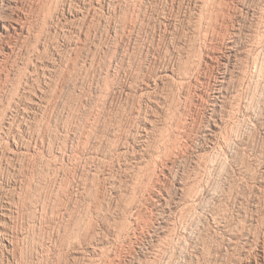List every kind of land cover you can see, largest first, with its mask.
Wrapping results in <instances>:
<instances>
[{
  "label": "rangeland",
  "instance_id": "1",
  "mask_svg": "<svg viewBox=\"0 0 264 264\" xmlns=\"http://www.w3.org/2000/svg\"><path fill=\"white\" fill-rule=\"evenodd\" d=\"M16 2L0 264H264V0Z\"/></svg>",
  "mask_w": 264,
  "mask_h": 264
},
{
  "label": "bare ground",
  "instance_id": "2",
  "mask_svg": "<svg viewBox=\"0 0 264 264\" xmlns=\"http://www.w3.org/2000/svg\"><path fill=\"white\" fill-rule=\"evenodd\" d=\"M210 1V0H209ZM206 2V1H205ZM210 3V2H209ZM41 4V3H40ZM205 4V3H204ZM7 7H9L10 8V10H9V18L8 17H6L5 15H4V12L5 11H8L6 8ZM24 7H25V5H24ZM29 7H30V5H29ZM139 7H140V5H139ZM42 8V7H41ZM130 8V7H129ZM5 9V10H4ZM25 9V8H24ZM217 10V9H216ZM21 10L18 8V6H17V2H16V0H0V57L1 56H3L4 54L1 52L2 51V49L4 48V47H8V45H9V42L7 41V38H8V35L11 33V32H13V33H16L17 35L22 31V29H24V26L26 25L25 23H23V20H25V15H24V11L21 13L20 12ZM31 12V11H30ZM140 12V11H139ZM30 14V13H29ZM136 14V13H135ZM206 14V13H205ZM211 15V14H210ZM27 18V17H26ZM47 19V18H46ZM208 21H210V20H208ZM33 22V21H32ZM25 24V25H24ZM164 24V23H163ZM44 25H45V23H44ZM207 25V24H206ZM30 26V25H29ZM262 26H263V24H262ZM27 27V26H26ZM263 28V27H262ZM129 29H131V28H129ZM263 31V30H262ZM43 37V36H42ZM16 40V39H15ZM9 49H10V47H9ZM11 50V49H10ZM9 52V51H8ZM11 53V52H10ZM5 58V57H4ZM253 61H255V60H253ZM257 62V61H256ZM7 64V63H6ZM261 65V64H260ZM2 66V65H1ZM257 66V65H256ZM3 67V66H2ZM2 67H0V68H2ZM254 67V66H253ZM261 67V66H260ZM264 68V67H263ZM4 70V69H3ZM27 70V69H26ZM25 71V70H24ZM42 71V70H41ZM255 73V72H254ZM259 73V72H258ZM263 73V72H262ZM6 74V73H5ZM25 74V73H24ZM177 76V75H176ZM263 76V75H262ZM166 77V76H165ZM168 78V77H167ZM223 78V77H222ZM260 78V77H259ZM162 79V78H161ZM262 80V79H261ZM165 81V80H164ZM163 81V82H164ZM257 81H259V80H257ZM8 82V81H7ZM220 82V81H219ZM2 83H3V81H2ZM256 83V82H255ZM148 84V83H147ZM254 86V85H253ZM4 87V86H3ZM6 87V86H5ZM148 88V87H147ZM259 88V87H258ZM5 90V89H4ZM152 90V89H151ZM256 90V89H255ZM254 90V91H255ZM261 90V89H260ZM263 90V89H262ZM3 91V90H2ZM239 94V93H238ZM256 95V94H255ZM252 97V96H251ZM257 98V97H256ZM247 100V99H246ZM250 101V100H249ZM248 101V102H249ZM237 103H239V102H237ZM254 103V102H253ZM8 104V103H7ZM258 104V103H257ZM248 105V104H247ZM9 106V105H8ZM256 108V107H255ZM262 109V108H261ZM252 110V109H251ZM258 111V110H257ZM261 112V111H260ZM253 113H254V111H253ZM248 115V114H247ZM256 115V114H255ZM247 117V116H246ZM256 117H258V116H256ZM228 118V117H227ZM245 118V117H244ZM248 118V117H247ZM216 119V118H215ZM262 121V120H261ZM223 122V121H222ZM242 124V123H241ZM255 125V124H254ZM243 128V127H242ZM249 129V128H248ZM240 131V130H239ZM249 132V131H248ZM236 133V132H235ZM243 133V132H242ZM257 133V132H256ZM223 134V133H222ZM236 135V134H235ZM242 135V134H241ZM246 135V134H245ZM228 136V135H227ZM224 137V136H223ZM245 137V136H244ZM227 138V137H226ZM240 138V137H239ZM256 138V137H255ZM241 139V138H240ZM228 140V139H227ZM242 140H243V137H242V139L239 141V142H237V143H239V144H242ZM238 141V140H237ZM248 144H249V142H248ZM264 144V143H263ZM173 146V145H172ZM224 146L227 148V150H228V148H229V146H228V142L225 140L224 141ZM236 146V149H238V145H235ZM256 146V145H255ZM143 147V146H142ZM165 147V146H164ZM166 148V147H165ZM235 148V147H234ZM145 149V148H144ZM171 149V148H170ZM240 149V148H239ZM244 149V148H243ZM249 149H250V147H249ZM255 149V148H254ZM260 149V148H259ZM234 150V149H233ZM158 151V150H157ZM156 151V152H157ZM230 151V150H229ZM259 151V150H258ZM13 152V151H12ZM155 152V151H154ZM165 152V151H164ZM220 152V151H219ZM226 152V151H225ZM153 153V152H152ZM235 153H236V151H235ZM240 153V152H239ZM166 154V153H165ZM221 154V153H220ZM237 154H238V152H237ZM219 155V154H218ZM222 155V154H221ZM232 156V155H231ZM234 156V155H233ZM156 157H158V156H156ZM226 158V157H225ZM261 158V157H260ZM232 159V158H231ZM239 159V158H238ZM213 161V160H212ZM261 161V160H260ZM200 162V161H199ZM199 164V163H198ZM230 164V163H229ZM263 164V163H262ZM220 165H221V163H220ZM234 165V164H233ZM244 165V164H243ZM239 166V165H238ZM222 167V166H221ZM223 168V167H222ZM199 169H200V167H199ZM255 169V168H254ZM219 170H221V169H219ZM230 170V169H229ZM201 171V170H200ZM227 171V170H226ZM240 171V170H239ZM221 172H222V170H221ZM225 172V171H224ZM228 172V171H227ZM264 172V171H263ZM200 173V172H199ZM223 173V172H222ZM229 173V172H228ZM248 173V172H247ZM258 173V172H257ZM256 173V174H257ZM224 174V173H223ZM208 175H209V173H208ZM221 175V174H220ZM227 175V174H226ZM260 175V174H259ZM225 177V176H224ZM241 177V176H240ZM261 177V176H260ZM230 178V177H229ZM234 178V177H233ZM199 181V180H198ZM242 182V181H241ZM206 183V182H205ZM246 183V182H245ZM207 184V183H206ZM244 184V183H243ZM246 184H248V183H246ZM193 186V185H192ZM178 187V186H177ZM216 187V186H215ZM225 191V190H224ZM195 192V191H194ZM217 192V191H216ZM221 193V192H220ZM194 194V193H193ZM198 194V193H197ZM253 194V193H252ZM243 195V194H242ZM248 195H250V194H248ZM193 196V195H192ZM256 196V195H255ZM196 199V198H195ZM244 199V198H243ZM249 199V198H248ZM259 199V198H258ZM215 202V201H214ZM222 202V201H221ZM240 202V201H239ZM258 205V204H257ZM251 206V205H250ZM263 208V207H262ZM257 211V210H256ZM192 213V212H191ZM181 215V214H180ZM185 219V218H184ZM256 219V218H255ZM240 220V219H239ZM166 221V220H165ZM161 222V221H160ZM180 222V221H179ZM178 222V223H179ZM170 223V222H169ZM186 223V222H185ZM188 224V223H187ZM200 224V223H199ZM180 225V224H179ZM174 226V225H173ZM182 226V225H181ZM158 227V226H157ZM159 228V227H158ZM168 228V227H167ZM167 228H165V229H167ZM173 228V227H172ZM180 229V228H179ZM225 229H226V227H225ZM173 231V230H172ZM176 231V230H175ZM219 231V230H218ZM170 232V231H169ZM190 232V231H189ZM197 232V231H196ZM172 233V232H171ZM177 233V232H176ZM169 234V233H168ZM233 234V233H232ZM157 235V234H156ZM166 235V234H165ZM181 236H184V235H181ZM224 236V235H223ZM242 236V235H241ZM178 237H180V236H178ZM226 237V236H225ZM183 238V237H182ZM235 237H231V238H229V240H231V241H234L233 239H234ZM171 239V238H170ZM251 239V238H250ZM187 240V239H186ZM194 240V239H193ZM263 240V239H262ZM182 241V240H181ZM244 242V241H243ZM179 243V242H178ZM183 243H185V242H183ZM182 243V244H183ZM188 244V243H187ZM253 244V243H252ZM159 246H161V245H159ZM184 246V245H183ZM264 246V245H263ZM162 247V246H161ZM250 247V246H249ZM183 248V247H182ZM216 248V247H215ZM237 248V247H236ZM257 248V247H256ZM241 249V248H240ZM185 250V249H184ZM95 251V250H94ZM160 251V250H159ZM180 251V250H179ZM244 251V250H243ZM264 251V250H263ZM200 252V251H199ZM202 252V251H201ZM242 252V251H241ZM186 253V252H185ZM218 253V252H217ZM226 253V252H225ZM257 253V252H256ZM182 254V253H181ZM204 255V254H203ZM206 255V254H205ZM250 255V254H249ZM259 255V254H258ZM181 256V255H180ZM190 256V255H189ZM225 257V256H224ZM241 257V256H240ZM250 257V256H249ZM212 258V257H211ZM222 258V257H221ZM238 258V257H237ZM245 258V257H244ZM191 259V258H190ZM217 259V258H216ZM239 259V258H238ZM248 260V259H247ZM226 261V260H225ZM241 261V260H240ZM250 261H252V260H250ZM257 261V260H256ZM214 262V261H213ZM255 262V261H254ZM259 262V261H258ZM220 263V262H219ZM223 263V262H222ZM167 264V263H166ZM221 264V263H220ZM260 264V263H259Z\"/></svg>",
  "mask_w": 264,
  "mask_h": 264
}]
</instances>
